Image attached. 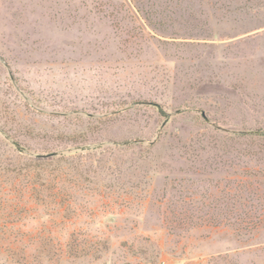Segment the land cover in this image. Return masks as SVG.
<instances>
[{
    "label": "rangeland",
    "instance_id": "rangeland-1",
    "mask_svg": "<svg viewBox=\"0 0 264 264\" xmlns=\"http://www.w3.org/2000/svg\"><path fill=\"white\" fill-rule=\"evenodd\" d=\"M0 264H264V0H0Z\"/></svg>",
    "mask_w": 264,
    "mask_h": 264
}]
</instances>
